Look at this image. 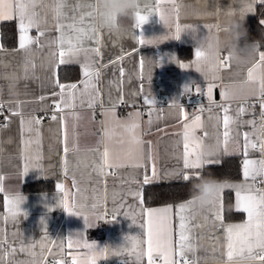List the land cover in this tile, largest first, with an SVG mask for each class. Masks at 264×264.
<instances>
[{
	"label": "crops",
	"instance_id": "obj_1",
	"mask_svg": "<svg viewBox=\"0 0 264 264\" xmlns=\"http://www.w3.org/2000/svg\"><path fill=\"white\" fill-rule=\"evenodd\" d=\"M7 2L13 5L10 18H0L3 264H158L157 260L161 264H185V260L187 264H264L259 248L252 250L251 257L234 255L229 261L226 241L229 225L248 221L242 203L238 207L237 191L241 197L264 194V171H260L264 100L257 99L264 92L260 59L264 49L249 39L256 42L250 59L237 65L230 54L222 53L218 66L207 69L195 56L202 36L223 35L226 16H245L246 22L264 4L259 0H141L138 11L148 16V22L137 27V16L134 22L124 18L122 30L116 32L100 23L99 0ZM20 2L31 6V19L39 26L27 32L39 40L27 49L19 47L16 5ZM57 3L62 4L59 21L54 11ZM11 21L18 34L17 46L10 49L3 47L1 26ZM68 25L84 28L91 38L80 46L99 52L87 56L81 52L66 63H60L58 55L53 57L60 51L62 32L75 42L76 33ZM177 25L182 29L179 40L174 39ZM141 36L146 43H140ZM85 65L92 74L88 78ZM61 67L76 68L79 79L61 81ZM86 79L94 87L85 90ZM71 84L77 88L69 89ZM196 93L203 94L197 106L181 102L183 94ZM160 94L165 102L159 100ZM253 100L256 105L248 107ZM225 115L230 118L227 138ZM44 116L50 120L43 122ZM186 152L189 161L199 160V168H184ZM223 154L241 158L243 178L224 181L215 206L201 208L193 198L175 205H145V184L181 182L187 171L216 162ZM246 160L253 162L248 177L244 176ZM37 181H51L54 188L23 189ZM227 191L233 195L229 218ZM16 197L22 199L13 217L9 200ZM61 200L76 214L65 211ZM180 204L187 206L190 229L184 257L179 255ZM165 207L172 211L163 214L164 239L159 246L153 242L150 251L148 210ZM86 244L95 245L96 251L90 252Z\"/></svg>",
	"mask_w": 264,
	"mask_h": 264
},
{
	"label": "snow or ice",
	"instance_id": "obj_2",
	"mask_svg": "<svg viewBox=\"0 0 264 264\" xmlns=\"http://www.w3.org/2000/svg\"><path fill=\"white\" fill-rule=\"evenodd\" d=\"M259 3L264 4V0H259ZM16 7L19 10V29H20V38H19V47L20 49H27L29 45L33 43H38L39 40H33L31 37L27 36V32L33 28V27H39L37 24L34 23V21L31 19V16L34 14L31 12V6L20 2L16 5ZM62 4L57 3L56 7L54 9L56 19L59 21L60 16L62 15L61 12ZM252 4L249 3L247 5V10H252ZM13 8V5L11 3H8L7 0H0V18H10V12ZM91 14V13H90ZM137 16V27H141L142 25H145L148 22V16L142 15L139 11L136 14ZM83 18H81L82 20ZM161 19H163V16H161ZM261 23L264 24V20H261ZM59 28H62V25H57ZM69 28H72L75 35V42H73V38H66L61 33V37L58 40V43L60 45V51L58 53H52V56H59L60 63H66L69 62L71 59L77 57L81 52H83L86 56L90 52H99V49H83L80 45L82 40L91 38L88 36V33L85 31L84 28H77L74 25H68ZM182 29L179 25L176 27V32L174 34V39L179 40L180 39V33ZM44 33L41 32V35ZM150 43L151 41H147ZM140 43H146V41L143 39V36L140 38ZM195 56L197 58V61H199L203 56L204 52L197 48L195 52ZM260 59L264 61V53H261ZM183 68H187V64H181L180 65ZM141 67H143V63L141 62ZM27 71V66L25 68ZM90 75H92L89 71V67L85 65L84 67V76L88 78ZM96 76L99 75V73H95ZM251 76V73H249ZM85 90H87L90 86L94 87V85L90 84V81L86 79L84 82ZM69 89H76L77 85L71 84L67 86ZM199 91V90H197ZM211 92V88H209V93ZM63 99V96H62ZM150 102V101H146ZM227 111V110H226ZM57 117L54 115L52 117L53 120H55ZM197 120H199V117H196ZM230 118L225 115L224 117V127L225 132L224 136L227 138L228 136V125H229ZM39 123V121H37ZM248 141L246 140V147H247ZM252 147H255V144H252ZM261 150L264 151V143H261ZM185 149L187 150V144L185 145ZM65 152L68 151L67 147H65ZM107 153H105V156ZM27 160V157H26ZM252 161H245L244 164V176L248 177L250 174L249 166L252 164ZM200 167V162L197 159L196 161H189L187 158V152L184 160V168L186 169H196ZM29 171V166L26 163L24 167V172L27 173ZM101 174L103 173V169L101 168L99 170ZM260 171H264V164L261 165ZM182 179L188 180L189 177L187 175L183 176ZM61 191L63 190V186H58ZM0 190H2V187H0ZM237 198H238V207L243 205V210L247 212L248 215V221L244 224H237V225H229L226 230V241H227V256L229 261L232 260L233 256H244L245 253L248 254L249 257H251L252 250L254 248H259L261 252H264V194H261L259 198L251 195H246L241 197V194L239 191H237ZM21 197H16L14 199L9 200L10 204V212L13 217H15L16 212L19 210V205L21 201ZM60 204L63 206L64 210L67 211L70 215H75L76 213L73 212V208L69 207L66 200H61ZM97 205L93 204L92 207L95 208ZM187 206L185 204H180L178 206V215H179V255L181 257H184L185 250L190 247L188 244L189 236V228H188V220L189 217L186 214ZM171 207H165L161 209H149L148 215H149V233H148V244H149V250L151 251L153 242L156 243L157 246L160 245L161 241L164 239L165 236V230H164V221L165 216L163 214H167L171 212ZM85 222L87 223V218L85 217ZM171 237H168V243L170 244ZM86 247L89 249L95 248V245L93 244H86ZM104 251H107V249H104ZM261 260H264V255L260 257ZM0 264H3V249H2V242H0ZM185 264H187V260H185Z\"/></svg>",
	"mask_w": 264,
	"mask_h": 264
},
{
	"label": "trees",
	"instance_id": "obj_3",
	"mask_svg": "<svg viewBox=\"0 0 264 264\" xmlns=\"http://www.w3.org/2000/svg\"><path fill=\"white\" fill-rule=\"evenodd\" d=\"M264 18V5H259L255 17L245 22L248 31L247 39L256 40L261 49H264V26L261 19ZM18 30L16 23L5 22L1 26V39L3 47L15 48L17 46ZM69 68V67H68ZM71 72L70 76L66 73ZM60 80L67 78L72 80L79 79V72L76 68L67 69L61 67L59 71ZM188 180L172 183H147L144 186L143 199L146 206H160L165 204H178L193 198L199 185L209 176L222 181H236L243 178V165L238 155H225L213 163L205 164L201 169L187 171L185 173ZM54 185L51 181H37L24 186L25 191H49L53 190ZM225 215L227 218L233 213V195L225 192ZM4 208V194L0 193V211Z\"/></svg>",
	"mask_w": 264,
	"mask_h": 264
},
{
	"label": "clouds",
	"instance_id": "obj_4",
	"mask_svg": "<svg viewBox=\"0 0 264 264\" xmlns=\"http://www.w3.org/2000/svg\"><path fill=\"white\" fill-rule=\"evenodd\" d=\"M141 0H99V20L102 26L108 30L119 32L122 30L120 21L124 18L135 21L136 14L140 8ZM226 27L223 35L213 32L202 36L198 47L204 52V56L198 63L204 68H214L222 53L231 55L235 64L244 63L256 51V42H248V31L245 27V16L238 18L225 17ZM244 41L241 44V41ZM224 181L209 176L199 185L194 203L201 208H210L219 200L221 186ZM95 252V248L89 249Z\"/></svg>",
	"mask_w": 264,
	"mask_h": 264
},
{
	"label": "built area",
	"instance_id": "obj_5",
	"mask_svg": "<svg viewBox=\"0 0 264 264\" xmlns=\"http://www.w3.org/2000/svg\"><path fill=\"white\" fill-rule=\"evenodd\" d=\"M225 27L226 26H224L223 28H225ZM158 98L162 102H165L167 100L163 94H160L158 96ZM202 99H203L202 93H196V94L191 95L190 97L187 94H183L181 96V102L188 104L191 107L197 106ZM257 99L259 101H263L264 100V92L260 93L258 95ZM247 105H248V107H254L256 105V102L253 100V101H250L249 103H247ZM2 110H4V107H1L0 111H2ZM49 120H50V117H48V116L43 117V122H47ZM0 124H5V120L3 118L0 120ZM157 261H158V264H161V260H157ZM72 263H73L72 261L69 262V264H72ZM102 264H105V263H102Z\"/></svg>",
	"mask_w": 264,
	"mask_h": 264
}]
</instances>
